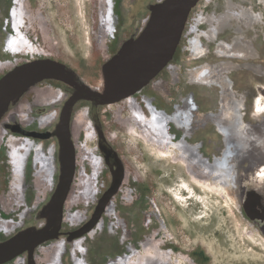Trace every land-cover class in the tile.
Returning a JSON list of instances; mask_svg holds the SVG:
<instances>
[{
	"label": "rangeland",
	"instance_id": "1",
	"mask_svg": "<svg viewBox=\"0 0 264 264\" xmlns=\"http://www.w3.org/2000/svg\"><path fill=\"white\" fill-rule=\"evenodd\" d=\"M162 1L0 0V77L44 58L62 64L70 80L56 83L57 91L36 82L0 116V235L46 225L43 212L59 182L61 149L58 124L52 123L57 110L41 115L42 105L57 107L64 93L73 99L74 177L58 238L34 251L36 264H264V149L241 146L245 136L238 130L226 148L211 122L195 130L200 126L195 110L216 112L221 89L196 84L190 74L202 64L225 67L240 121L256 125L264 116V4L198 0L168 65L139 91L105 102L104 64L140 34L151 7ZM248 12L260 19H250ZM217 18H223L221 29ZM235 40L238 53L217 56L220 43ZM185 99L192 101L179 111ZM225 150L230 182L218 186L220 195L206 194L194 183L192 201L171 194L183 180L191 184L195 166L210 171L208 162ZM237 153L254 159L234 163ZM105 195L95 224L70 238L94 218ZM22 257L9 264H24ZM117 258L122 263L114 262Z\"/></svg>",
	"mask_w": 264,
	"mask_h": 264
},
{
	"label": "water",
	"instance_id": "2",
	"mask_svg": "<svg viewBox=\"0 0 264 264\" xmlns=\"http://www.w3.org/2000/svg\"><path fill=\"white\" fill-rule=\"evenodd\" d=\"M197 1L164 0L151 7L149 20L140 34L125 43L118 53L103 66L106 88V98L103 97V100L105 102H117L139 91L168 65L180 43L188 17ZM62 68V64L52 59H37L18 65L1 76L0 116L8 104L20 96L26 88L43 79L56 78L54 73H59ZM72 104L73 99L70 98L62 109L60 121L56 127L55 133L61 149L59 155L61 169L57 188L43 212L46 225L39 230H26L10 243L0 246V255H3L0 264L18 257L25 251L32 253L36 246L58 238L64 219V204L75 172V150L70 130ZM42 137H47V134H43ZM179 140H183L182 134ZM221 140L224 145V138ZM241 157L237 153V156H234V163ZM213 158L214 156L210 162L207 161L210 166L213 164ZM109 195L101 199L93 221L71 232L70 238L83 235L95 224L103 212Z\"/></svg>",
	"mask_w": 264,
	"mask_h": 264
},
{
	"label": "bare ground",
	"instance_id": "3",
	"mask_svg": "<svg viewBox=\"0 0 264 264\" xmlns=\"http://www.w3.org/2000/svg\"><path fill=\"white\" fill-rule=\"evenodd\" d=\"M260 3L264 4V0H260ZM228 4V3H227ZM233 4V3H232ZM228 8V7H227ZM229 9V8H228ZM17 10V9H16ZM239 11V9L237 10ZM244 11V10H243ZM227 13V12H226ZM231 13V12H230ZM233 13V12H232ZM238 13V12H237ZM234 14V13H233ZM239 14V13H238ZM241 14V12H240ZM256 14V13H255ZM224 15V14H223ZM228 14H225L224 19L228 18ZM220 16V15H219ZM222 16V15H221ZM236 16V15H235ZM240 16V15H239ZM238 16V17H239ZM248 16L250 17V19L252 20H257V18L260 19V15H253L251 12H248ZM248 17V18H249ZM262 18V17H261ZM206 20V19H205ZM221 20H223V18H217L216 19V25L218 27H220V22ZM247 20V19H246ZM209 22L211 20H208ZM254 22V21H253ZM260 22V20H259ZM257 23V22H256ZM262 23V22H261ZM107 24V23H106ZM104 24V26L106 25ZM217 27V28H218ZM221 29V27H220ZM219 29V30H220ZM214 30V29H213ZM208 35V34H207ZM211 37V36H210ZM216 37V36H215ZM215 39V38H212ZM209 40H211V38H209ZM8 44V43H7ZM241 45V44H239ZM243 45V44H242ZM238 42L235 40L232 43L226 44V43H220L217 46V56L219 57H228V55H233L235 53H238ZM240 47V46H239ZM199 47L196 46L195 50L198 51ZM242 49V47H241ZM240 49V50H241ZM202 52V50H200ZM199 52V51H198ZM239 55V54H238ZM245 55V54H244ZM242 56V55H239ZM260 68V67H259ZM252 69V68H251ZM223 70H225V67H222L221 65L218 66H209L208 64H202L197 66L194 69H191L190 74L192 75V78L194 79V82L196 84H202V85H214L218 88L221 89V96H220V101H219V105H218V110L215 112L213 111H207L204 113H201L198 110H195V115L198 118V121H200V126H197V129L202 128V124L204 122H211L214 125H216V127H218L219 132L223 134L224 138V144L226 146V148H229L230 145L232 143H234L233 140H230L231 138H233L231 135L234 134L237 130L242 134V136H240L241 138L243 136H245L244 138L240 139L238 142H240L241 146H246V149L249 147H253L252 150L254 149V151H257L259 149H264V116L260 119V121L252 126H246L244 125V123H242L240 121V114L238 113V109H236L237 107H239V105L236 106V101L234 102L233 97L230 96L229 94V81L227 82L226 77L223 76ZM250 70V69H248ZM264 70V69H263ZM254 72V71H253ZM259 73H262L259 72ZM258 73V74H259ZM263 74V73H262ZM191 78V79H192ZM193 82V81H192ZM193 84V83H192ZM220 92V91H218ZM188 97V95H186ZM192 101V99L190 100ZM188 100L185 99V102L183 105H181L178 110L182 111L187 109V107H189V102ZM192 103V102H191ZM238 104V103H237ZM195 105V104H194ZM193 106H190V108H192ZM196 107V106H195ZM53 113V112H52ZM185 113V112H184ZM132 117V115H131ZM172 117V116H171ZM187 117V116H186ZM22 118V117H21ZM121 118V117H120ZM150 118V117H149ZM168 118V117H167ZM196 118V117H195ZM122 119V118H121ZM124 119V117H123ZM138 121V120H137ZM140 122V121H138ZM141 125V124H140ZM76 126V125H75ZM144 126V125H143ZM230 127V128H229ZM183 129V128H182ZM186 129V128H185ZM193 129V128H191ZM233 131V133H231V131ZM191 131V130H190ZM237 133V132H236ZM153 134V133H152ZM184 134H186V131H184ZM234 136V135H233ZM143 137V136H142ZM185 137V136H184ZM147 138V137H146ZM234 140H236V138H234ZM238 140V139H237ZM160 147V146H159ZM229 153L228 150H225L222 154H220L219 156L215 157L213 164L210 166V171H205V168L203 170L201 169H196L193 168V173L191 174L192 177V181L191 184H187L186 182H184L185 180H183V182L181 183L180 186H178L177 188H174L171 192V194L180 202L183 201H192L193 199V195H194V190L191 188V185H194L195 187L199 188L200 190H202L204 193L206 194H215L217 193V189L218 186L221 184H225L228 186V183L230 182V174H228L226 172V170L224 169V164L223 161L225 160V158L227 157V154ZM159 155V154H158ZM181 156V155H180ZM173 160V159H171ZM174 161V160H173ZM189 164V163H188ZM192 165V164H191ZM224 166V167H223ZM193 167V166H192ZM227 167V166H226ZM200 168V167H199ZM39 169V168H38ZM192 169V168H191ZM229 169V168H227ZM44 170V169H43ZM39 172V171H38ZM43 172V171H42ZM44 172L46 173V170H44ZM21 173V168H18L16 170L15 173V177H17V175ZM41 172L37 173V175H39ZM44 173V175H46ZM44 178H46V176H43ZM189 177V176H188ZM194 178V179H193ZM41 180V179H40ZM39 180V182L36 181L38 183H40L41 181ZM15 181L16 179L14 178L13 180V184L15 185ZM34 181V180H33ZM45 181V179H44ZM36 182L35 185H37L38 183ZM17 183V182H16ZM35 183V182H34ZM194 183V184H193ZM90 185V184H89ZM13 186V185H12ZM41 186V185H40ZM36 187H39L38 185ZM222 187V186H221ZM225 187V186H224ZM212 188V189H211ZM220 188V186H219ZM81 190V188H80ZM187 191V192H186ZM215 191V192H214ZM222 191V188H221ZM220 192V191H219ZM227 192V191H226ZM184 193L186 194V196H184ZM191 193V195H190ZM218 195H220L219 193H217ZM189 195V196H188ZM81 196V195H79ZM226 197V196H225ZM222 200V199H221ZM200 203L197 202V204ZM201 203L204 204L203 201H201ZM206 205V204H204ZM226 206V205H225ZM222 208V207H221ZM148 239H146L147 241ZM146 244V243H145ZM149 245V244H148ZM147 246V245H144ZM147 249V248H145ZM150 249V248H149ZM132 250V249H130ZM144 250V249H143ZM148 250V249H147ZM152 252V251H151ZM136 253V252H133ZM132 253V255H133ZM146 252L144 251V254ZM148 253V252H147ZM149 254V253H148ZM147 254V255H148ZM131 255V256H132ZM152 255V254H151ZM143 256V255H142ZM125 257V256H124ZM140 258V257H139ZM121 259L123 258H117L116 261L114 262H121ZM127 259V258H126ZM59 260V259H58ZM129 260V259H127ZM137 261V259L135 260ZM125 262V260H124ZM128 262V261H127ZM125 262V263H127ZM122 263V262H121ZM139 263V262H138ZM136 263V264H138ZM123 264V263H122Z\"/></svg>",
	"mask_w": 264,
	"mask_h": 264
},
{
	"label": "flooded vegetation",
	"instance_id": "4",
	"mask_svg": "<svg viewBox=\"0 0 264 264\" xmlns=\"http://www.w3.org/2000/svg\"><path fill=\"white\" fill-rule=\"evenodd\" d=\"M215 45V44H214ZM44 59V58H43ZM53 60V59H52ZM24 64V63H22ZM21 65V64H20ZM174 67H178L176 65H174ZM185 71V69H184ZM52 73H54V71H52ZM168 73V71H167ZM56 75V78H51V79H43L42 80V85L43 83H46V85H48L49 88L57 91L58 89V82H68L70 83V80L68 78V76L64 73V70L63 68L61 69V71L59 73L55 72L54 73ZM187 81V80H186ZM46 85H44L46 87ZM58 85V86H57ZM61 88V86H59ZM189 93V92H188ZM187 94V93H186ZM69 97H68V94L67 93H64V96H62V99L61 101H59V105L57 107L55 106H49V105H42V114H45L47 113L50 109H56L57 110V115H56V118L54 119V121L52 122L54 126H56V124H58L60 121L59 120V116H60V111L62 110V108L65 106L66 102L69 101ZM154 102V101H153ZM174 108V106H173ZM53 145V153L55 154L57 152V142L54 140L53 143L51 144ZM200 145V144H199ZM40 148L43 149V147L41 146ZM243 158H246L248 159L247 155H244L242 154L241 155ZM251 158V157H250ZM251 159H254V158H251ZM36 229V230H39V229H42L43 226H42V222H39L38 224H35L34 226L33 225H24L22 228L18 229L17 231L13 232V234L7 236V237H4L2 235H0V246H4L6 245L7 243H10L14 238H16L20 233L26 231V230H30V229ZM48 242V241H47ZM46 243V242H44ZM43 243V244H44ZM42 244L36 246L33 250L32 253H29L27 251H25L24 253L20 254L19 256H22L23 255V259H24V264H36V255L34 256V251H36L39 247H41ZM18 256V257H19ZM16 257V258H18ZM32 257H34V260L32 261ZM3 258V255H0V260ZM16 258H13L12 260L8 261V262H5V263H1V264H9L13 261H15Z\"/></svg>",
	"mask_w": 264,
	"mask_h": 264
}]
</instances>
